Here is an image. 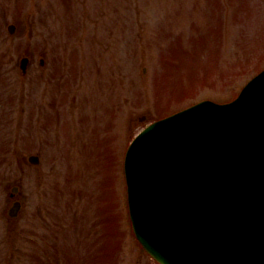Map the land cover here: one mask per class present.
I'll return each mask as SVG.
<instances>
[{"label": "rangeland", "instance_id": "1", "mask_svg": "<svg viewBox=\"0 0 264 264\" xmlns=\"http://www.w3.org/2000/svg\"><path fill=\"white\" fill-rule=\"evenodd\" d=\"M263 65L264 0H0V264H158L131 227L126 147Z\"/></svg>", "mask_w": 264, "mask_h": 264}, {"label": "water", "instance_id": "2", "mask_svg": "<svg viewBox=\"0 0 264 264\" xmlns=\"http://www.w3.org/2000/svg\"><path fill=\"white\" fill-rule=\"evenodd\" d=\"M248 86L229 106L204 101L148 125L129 147L134 229L164 264H264V179L254 208L249 189L221 199L242 161L255 168L245 179L264 176V76Z\"/></svg>", "mask_w": 264, "mask_h": 264}, {"label": "flooded vegetation", "instance_id": "3", "mask_svg": "<svg viewBox=\"0 0 264 264\" xmlns=\"http://www.w3.org/2000/svg\"><path fill=\"white\" fill-rule=\"evenodd\" d=\"M20 192H21V191H20ZM10 196L13 197V196H15V194H14V193H10Z\"/></svg>", "mask_w": 264, "mask_h": 264}]
</instances>
